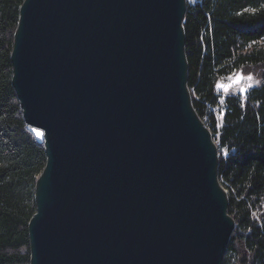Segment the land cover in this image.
Here are the masks:
<instances>
[{
    "label": "water",
    "instance_id": "water-1",
    "mask_svg": "<svg viewBox=\"0 0 264 264\" xmlns=\"http://www.w3.org/2000/svg\"><path fill=\"white\" fill-rule=\"evenodd\" d=\"M188 0H24L12 84L46 164L30 264H223L236 220L189 88Z\"/></svg>",
    "mask_w": 264,
    "mask_h": 264
},
{
    "label": "trees",
    "instance_id": "trees-1",
    "mask_svg": "<svg viewBox=\"0 0 264 264\" xmlns=\"http://www.w3.org/2000/svg\"><path fill=\"white\" fill-rule=\"evenodd\" d=\"M24 0H0V264H30L28 223L46 150L29 130L12 84L11 51ZM189 88L220 153V180L236 227L223 264H264V0H188ZM257 70L245 95L218 90ZM225 151V153L223 152Z\"/></svg>",
    "mask_w": 264,
    "mask_h": 264
},
{
    "label": "rangeland",
    "instance_id": "rangeland-1",
    "mask_svg": "<svg viewBox=\"0 0 264 264\" xmlns=\"http://www.w3.org/2000/svg\"><path fill=\"white\" fill-rule=\"evenodd\" d=\"M194 2L196 0H190ZM251 77V79H249ZM260 82V76L257 70H236L231 75L222 78L218 83V90L224 96L228 94H242L245 95L249 88L257 85ZM245 90L242 92L241 90ZM225 153V151L223 150Z\"/></svg>",
    "mask_w": 264,
    "mask_h": 264
},
{
    "label": "snow or ice",
    "instance_id": "snow-or-ice-1",
    "mask_svg": "<svg viewBox=\"0 0 264 264\" xmlns=\"http://www.w3.org/2000/svg\"><path fill=\"white\" fill-rule=\"evenodd\" d=\"M249 79H251V77H249ZM241 91H242V92H245V90H243V89H242Z\"/></svg>",
    "mask_w": 264,
    "mask_h": 264
}]
</instances>
